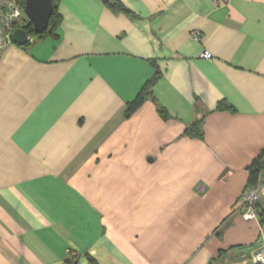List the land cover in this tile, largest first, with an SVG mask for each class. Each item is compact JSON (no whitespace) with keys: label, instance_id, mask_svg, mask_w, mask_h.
I'll return each mask as SVG.
<instances>
[{"label":"crops","instance_id":"1","mask_svg":"<svg viewBox=\"0 0 264 264\" xmlns=\"http://www.w3.org/2000/svg\"><path fill=\"white\" fill-rule=\"evenodd\" d=\"M120 1L56 0L53 34L0 49V264H252L264 0Z\"/></svg>","mask_w":264,"mask_h":264},{"label":"built area","instance_id":"2","mask_svg":"<svg viewBox=\"0 0 264 264\" xmlns=\"http://www.w3.org/2000/svg\"><path fill=\"white\" fill-rule=\"evenodd\" d=\"M220 1L223 0H215V2ZM26 19L28 17L24 12L21 0H0V49L13 42V30L17 27V24L22 23ZM191 35L199 39L201 32L200 30H193ZM201 57L212 59L213 54L210 50H203ZM261 187V184L248 185L244 189L241 203L244 209L242 215L245 219H256L260 216L259 201L261 198ZM69 253L71 256L75 255V252L72 250H69ZM252 264H264V246L259 247L254 252V262Z\"/></svg>","mask_w":264,"mask_h":264},{"label":"trees","instance_id":"3","mask_svg":"<svg viewBox=\"0 0 264 264\" xmlns=\"http://www.w3.org/2000/svg\"><path fill=\"white\" fill-rule=\"evenodd\" d=\"M104 1L111 9L115 11H123L126 13L129 12V9L120 0H104ZM53 2H54V11L50 18L49 27L47 30L44 31V33L36 34L33 30L32 24L30 23L28 19H26L20 24H17L16 26L25 28L27 32L29 33V35L31 36L34 35L38 37H43L47 34H53L54 28L56 25L55 18L58 16L56 0H53ZM21 3L24 6V0H21ZM158 77H159V72L157 71L153 75V77L144 84V86L142 87L140 92L137 94V96L132 101L129 102L128 109L126 111L127 117L131 116L143 104V102L146 99L153 97L152 89ZM217 109L219 110L225 109V104L222 102L219 103L217 106ZM158 110L164 117L167 118L168 114L165 109L159 107ZM185 132L191 136L203 138L204 137L203 120H197L193 122L191 125L187 127ZM248 170H249V178H248L247 186L257 185V184L263 185L264 183V149L261 151V153L258 156H256L253 159L252 163L248 166ZM73 261L74 260L72 257L68 260V263L75 264V262Z\"/></svg>","mask_w":264,"mask_h":264},{"label":"water","instance_id":"4","mask_svg":"<svg viewBox=\"0 0 264 264\" xmlns=\"http://www.w3.org/2000/svg\"><path fill=\"white\" fill-rule=\"evenodd\" d=\"M53 11V0H24V12L37 34H42L48 29ZM12 37L13 42L20 45L26 44L30 39L29 33L23 27H16Z\"/></svg>","mask_w":264,"mask_h":264},{"label":"rangeland","instance_id":"5","mask_svg":"<svg viewBox=\"0 0 264 264\" xmlns=\"http://www.w3.org/2000/svg\"><path fill=\"white\" fill-rule=\"evenodd\" d=\"M37 34V33H36Z\"/></svg>","mask_w":264,"mask_h":264}]
</instances>
